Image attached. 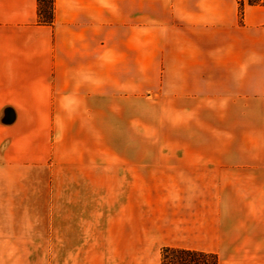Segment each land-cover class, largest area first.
<instances>
[{"label": "crops", "instance_id": "0c3cea01", "mask_svg": "<svg viewBox=\"0 0 264 264\" xmlns=\"http://www.w3.org/2000/svg\"><path fill=\"white\" fill-rule=\"evenodd\" d=\"M53 2L44 24L37 0H0V230L30 228L53 179L69 251L39 261L176 246L264 264V5ZM147 85L165 86L167 140H142Z\"/></svg>", "mask_w": 264, "mask_h": 264}, {"label": "rangeland", "instance_id": "374dc122", "mask_svg": "<svg viewBox=\"0 0 264 264\" xmlns=\"http://www.w3.org/2000/svg\"><path fill=\"white\" fill-rule=\"evenodd\" d=\"M167 139L165 86H144L142 140L148 142ZM251 152H254L257 156H264V149L251 150ZM51 167L54 173L53 166ZM55 183L57 182L53 179L48 181V183L47 181L43 182V184L48 185L45 190L47 194L42 190L45 196L39 201H47V205L42 203L45 206L44 208H47L46 213L42 212V204L38 205V197L32 198V201H36V203L31 213L30 228L15 229L13 230V236L6 235V230H0V232L4 233V235H0V264H50L53 263V261L49 260L50 257H47V260L42 259L39 261L37 256L39 254L50 255L56 252L69 251V245L65 243L58 244L56 241L57 237L61 239L62 236L65 238L70 235V229L55 227L58 224L61 225L63 223L64 225L68 222L70 214H56L55 212ZM58 183L62 184L61 182ZM66 184H69V182H63V185ZM67 190L69 192V189ZM67 190L63 189L62 193L68 196ZM37 193L38 190L35 191V194Z\"/></svg>", "mask_w": 264, "mask_h": 264}, {"label": "trees", "instance_id": "16d2710c", "mask_svg": "<svg viewBox=\"0 0 264 264\" xmlns=\"http://www.w3.org/2000/svg\"><path fill=\"white\" fill-rule=\"evenodd\" d=\"M241 18L243 5H264V0H237ZM53 0H37L38 22L51 24L53 21ZM160 264H219L216 253L176 246H163L160 249Z\"/></svg>", "mask_w": 264, "mask_h": 264}]
</instances>
